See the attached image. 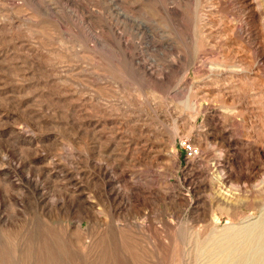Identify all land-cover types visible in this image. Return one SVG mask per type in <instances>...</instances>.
<instances>
[{"label":"rangeland","instance_id":"1","mask_svg":"<svg viewBox=\"0 0 264 264\" xmlns=\"http://www.w3.org/2000/svg\"><path fill=\"white\" fill-rule=\"evenodd\" d=\"M263 217L264 0H0V264H249Z\"/></svg>","mask_w":264,"mask_h":264},{"label":"bare ground","instance_id":"2","mask_svg":"<svg viewBox=\"0 0 264 264\" xmlns=\"http://www.w3.org/2000/svg\"><path fill=\"white\" fill-rule=\"evenodd\" d=\"M239 233L249 240L248 242L251 243L250 247L253 245L254 241L258 245L254 257L249 264H261L264 257V217L255 227L243 229V231H239L238 234ZM235 264H247V262L245 258L240 257Z\"/></svg>","mask_w":264,"mask_h":264},{"label":"built area","instance_id":"3","mask_svg":"<svg viewBox=\"0 0 264 264\" xmlns=\"http://www.w3.org/2000/svg\"><path fill=\"white\" fill-rule=\"evenodd\" d=\"M179 146L183 150L184 156L186 158L193 157L194 155L197 154L198 150L194 144L189 141L187 138H181L179 139Z\"/></svg>","mask_w":264,"mask_h":264}]
</instances>
